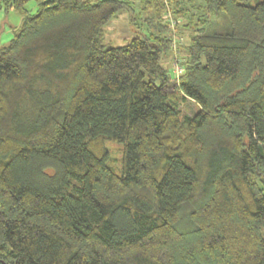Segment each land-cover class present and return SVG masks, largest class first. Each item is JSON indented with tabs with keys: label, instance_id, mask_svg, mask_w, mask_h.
Returning <instances> with one entry per match:
<instances>
[{
	"label": "trees",
	"instance_id": "trees-1",
	"mask_svg": "<svg viewBox=\"0 0 264 264\" xmlns=\"http://www.w3.org/2000/svg\"><path fill=\"white\" fill-rule=\"evenodd\" d=\"M139 1L0 0V264H264V0Z\"/></svg>",
	"mask_w": 264,
	"mask_h": 264
},
{
	"label": "rangeland",
	"instance_id": "rangeland-1",
	"mask_svg": "<svg viewBox=\"0 0 264 264\" xmlns=\"http://www.w3.org/2000/svg\"><path fill=\"white\" fill-rule=\"evenodd\" d=\"M129 7L121 9L117 15L109 20L105 25V41L106 47L120 46L126 44L134 37H144L149 34L150 27L146 18L150 15V12L143 7V3L139 0H128ZM201 0H193L190 9L194 12L200 11ZM29 9L31 11L36 10V4L34 1L29 2ZM134 17V19H132ZM21 15L10 10L5 12L0 9V45L7 44L12 38L14 30L21 23ZM187 40L181 38V42L185 43ZM178 47L171 49L163 57V64L168 68L169 73L173 76L175 74V63L178 59L183 60L184 52ZM182 98V97H181ZM181 109V115L186 113H192L193 110H197L196 104L191 100H184L179 103ZM109 148L111 149L112 157L116 165H119L121 146L118 143L109 142Z\"/></svg>",
	"mask_w": 264,
	"mask_h": 264
},
{
	"label": "built area",
	"instance_id": "built-area-1",
	"mask_svg": "<svg viewBox=\"0 0 264 264\" xmlns=\"http://www.w3.org/2000/svg\"><path fill=\"white\" fill-rule=\"evenodd\" d=\"M175 71H176L177 74H179V73L182 72V68H181V66H180V64H179V60H177V61L175 62Z\"/></svg>",
	"mask_w": 264,
	"mask_h": 264
}]
</instances>
